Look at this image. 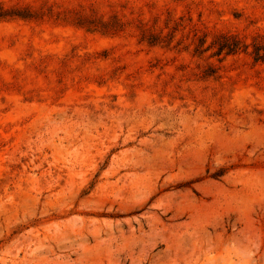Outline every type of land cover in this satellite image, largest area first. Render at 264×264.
I'll use <instances>...</instances> for the list:
<instances>
[{
  "label": "rangeland",
  "instance_id": "rangeland-1",
  "mask_svg": "<svg viewBox=\"0 0 264 264\" xmlns=\"http://www.w3.org/2000/svg\"><path fill=\"white\" fill-rule=\"evenodd\" d=\"M0 264H264V0H0Z\"/></svg>",
  "mask_w": 264,
  "mask_h": 264
}]
</instances>
